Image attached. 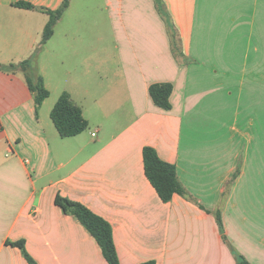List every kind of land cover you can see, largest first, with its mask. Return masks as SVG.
<instances>
[{
	"label": "crops",
	"instance_id": "1",
	"mask_svg": "<svg viewBox=\"0 0 264 264\" xmlns=\"http://www.w3.org/2000/svg\"><path fill=\"white\" fill-rule=\"evenodd\" d=\"M63 1L0 0V65L38 49L49 93L36 111L22 76L0 72V264H27L19 241L36 264H108L57 195L110 225L120 264H264V0H162L187 64L153 0H100L112 50L85 16L67 20L69 0L40 46L48 16L13 4ZM158 83L173 88L167 111L148 93ZM62 93L87 122L74 137L50 118ZM145 147L190 199H159Z\"/></svg>",
	"mask_w": 264,
	"mask_h": 264
},
{
	"label": "trees",
	"instance_id": "2",
	"mask_svg": "<svg viewBox=\"0 0 264 264\" xmlns=\"http://www.w3.org/2000/svg\"><path fill=\"white\" fill-rule=\"evenodd\" d=\"M158 1L161 3L160 0ZM68 3L69 0H64L61 6L55 11L36 8L30 4L21 2L15 3L13 6L26 10H37L48 16V21L43 29L40 41V46H42L51 38L53 28L68 7ZM160 8L161 10L158 11L167 25L173 56L175 59L181 60V63L187 64V60L181 51L179 36L170 23L164 5L163 8L160 5ZM38 51L39 50L36 49L27 60L18 64H9L7 66L0 65V72L20 74L22 76L25 85L33 97L36 111L49 95L44 87L41 76L37 74L36 55ZM172 89V85L169 83H158L149 86L148 93L156 107L167 111L171 107L169 99ZM50 118L61 138L77 136L87 128V122L84 120L80 108L72 102L67 93H62L59 96L51 109ZM142 161L144 175L163 203L171 201L174 195L190 199V196L177 179L174 166L160 160L154 149L150 147L143 148ZM54 203L61 208L64 214L74 217L86 229L99 246L108 264H120L113 242L111 227L104 219L92 213L85 206L62 198L59 195L55 197ZM216 219L218 223H220L218 215H216ZM10 245L20 250L27 264H36L27 254L23 241L10 243ZM235 258V264H249L245 258L238 254L235 255ZM141 264L155 263L153 261H148Z\"/></svg>",
	"mask_w": 264,
	"mask_h": 264
},
{
	"label": "rangeland",
	"instance_id": "3",
	"mask_svg": "<svg viewBox=\"0 0 264 264\" xmlns=\"http://www.w3.org/2000/svg\"><path fill=\"white\" fill-rule=\"evenodd\" d=\"M161 3H159L158 0H153V3L155 5L156 11L159 14V16L161 17L160 13L158 10H161L160 5L163 8V2L162 0H160ZM100 6V8H99ZM104 4L101 3L100 0H89V2H87L86 0H75L73 3V7L71 12H73L72 14H70V17L67 19L72 20L75 19V14L78 12V15L76 17V21L78 18H80L82 15L85 16L86 18V24L89 23V26L91 25V29H92V41L93 43L95 42V37L96 34L99 33V31L101 32V36H102V41H106V43L109 46V49L112 50L113 49V40H112V32L110 31V24H109V20H107L103 14V8H104ZM162 19V17H161ZM163 20V19H162ZM80 21V20H78ZM60 69V68H58ZM62 69V68H61ZM65 69V68H64Z\"/></svg>",
	"mask_w": 264,
	"mask_h": 264
},
{
	"label": "built area",
	"instance_id": "4",
	"mask_svg": "<svg viewBox=\"0 0 264 264\" xmlns=\"http://www.w3.org/2000/svg\"><path fill=\"white\" fill-rule=\"evenodd\" d=\"M92 136H94V134Z\"/></svg>",
	"mask_w": 264,
	"mask_h": 264
}]
</instances>
